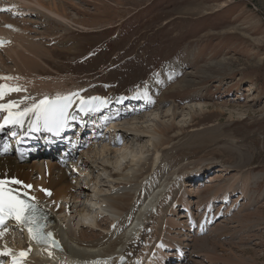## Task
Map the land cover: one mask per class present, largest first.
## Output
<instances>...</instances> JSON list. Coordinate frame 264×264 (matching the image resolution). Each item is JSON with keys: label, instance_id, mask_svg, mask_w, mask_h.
Masks as SVG:
<instances>
[{"label": "rangeland", "instance_id": "374dc122", "mask_svg": "<svg viewBox=\"0 0 264 264\" xmlns=\"http://www.w3.org/2000/svg\"><path fill=\"white\" fill-rule=\"evenodd\" d=\"M52 1L41 0L46 5ZM55 2L60 13H66V25L34 12L24 19L11 16L10 10L0 12V17L10 22L19 24L25 20L32 38H38L36 41L46 50L44 63H40L41 78L81 89L76 91L100 96L110 103L147 89L150 101L161 110L171 103L176 105L174 124L185 129L188 136L218 126V141L187 155L216 160L204 162L213 163V169L204 173L203 180L190 184L194 191L187 188L190 216L197 223L206 214L212 190L224 187L237 175L241 180L247 178L248 186L239 181L228 203H216L210 208L214 218L203 232L193 237L179 235L188 239L182 242L187 245L184 259H170L166 264H208L205 252L216 255L215 264H264V0ZM7 66L11 67V63ZM170 69L173 77L163 82ZM189 74H195L194 80L199 84L175 90L174 84ZM159 81L163 85L157 92L151 85ZM190 101L209 105V113L194 127L182 110ZM214 107L222 108L223 113ZM140 148L137 146L135 151ZM75 156L77 160L80 153ZM169 162L176 161L167 158L163 167ZM220 166L231 172L217 175ZM110 171H99L102 194L111 189ZM201 189L204 193H199ZM101 206L99 201L98 208ZM227 208H231L229 214ZM183 215L187 216L184 212ZM97 217V226H93L88 237L112 230L110 217ZM166 229L164 223L163 234ZM175 236L178 235H171L172 239ZM23 237L16 228L0 238V248L24 244ZM199 241L206 249L203 252L197 249Z\"/></svg>", "mask_w": 264, "mask_h": 264}, {"label": "bare ground", "instance_id": "6f19581e", "mask_svg": "<svg viewBox=\"0 0 264 264\" xmlns=\"http://www.w3.org/2000/svg\"><path fill=\"white\" fill-rule=\"evenodd\" d=\"M58 8L55 0L48 5L41 0H1L0 12L10 10L11 16L23 19L34 12L55 23L66 25V13L63 10L60 13ZM23 19L17 24L0 17V89L4 92L0 97V105H13L11 112L14 117L19 118L18 126L22 124L23 130L28 131L39 124H53V119H59L58 113L50 112L45 116L34 109L35 105L45 99L53 104H63L66 102L65 97L71 98L63 116L64 123H69V116L76 110L108 108L110 102L100 96H87L84 92L78 93L81 89L67 88L61 82L39 76L40 63H44L46 50L36 41L38 38H32V33L26 26L27 22ZM7 63H11V67H8ZM173 72L170 69L163 82L169 81L168 78L173 77ZM194 75L189 74L179 79L174 84V89L195 88L199 83L195 82ZM162 85L159 81L151 87L158 92ZM72 89L75 93H71ZM148 91L143 89L139 92L141 101L151 99ZM121 99L123 98L120 97L116 101ZM161 100L163 103V98ZM158 106L150 101L148 106L139 107L135 112L131 109L129 113L107 126L103 139L90 141V138L75 137L67 140L71 133L68 131L59 139L60 145L50 154L41 152L42 157L38 161L20 163L12 153L3 155L0 150V180L9 181L5 185L6 188L13 190L20 198L30 200L44 212L51 223L52 237L61 247V250L52 246L46 249L38 247L24 236V244L9 246L12 254L11 258L5 259L7 263L14 264L13 255L21 260V264H85L82 262L84 260H90L87 264H166L170 259H184L183 249L187 245L182 242L188 239H181L179 235L193 237L203 232L214 218L211 216L213 209L210 208L216 203H228L235 194L234 186L239 181L245 186L247 178L241 180L237 175L224 187L212 190L206 214L197 223L190 216L191 203L187 188L191 187L190 184L195 180H203L204 173L213 169V163H204L205 161L216 160H213L215 155L209 160L206 156L189 158L187 155L193 149L218 141L216 132L219 129L218 126L211 128L212 130L206 128L202 129L201 133L188 136L185 129H180L174 124V118L178 114L176 105L171 103L165 110L162 109L163 111ZM208 106L200 101H190L184 106L182 110H185L190 119L189 125H198L199 120L209 113ZM28 109L33 110L26 111ZM213 109L216 112L222 110L215 107ZM20 113L25 114L19 116ZM0 114L8 118L9 111L0 110ZM137 146L141 148L135 151ZM144 151L148 154V159L144 158ZM77 153H80V156L76 160ZM167 158L176 162L166 163L165 168L163 164ZM112 168L116 171L111 172ZM217 169V175L231 172L227 171L225 166ZM108 170L111 173L107 176L111 189L102 194L100 183L103 178L101 175L99 177V171ZM80 178L87 182L94 180L99 189L85 195L87 188L85 183L80 185ZM13 179L22 183H10ZM25 185L32 187L29 189ZM41 189L51 192V195ZM203 191L201 189L199 193H204ZM76 193L80 202H77L78 207H73V230L67 226L68 221L64 215L69 210L71 197ZM229 193L232 195L229 196ZM84 195L86 200H83ZM91 195L94 196L92 202L87 197ZM99 201L105 208H98ZM177 208L181 214H177ZM231 208L226 209V214L231 212ZM183 212L187 216H184ZM98 214L110 217L109 225L112 230L104 235L88 237L93 226H97ZM89 216L88 221L86 219ZM80 218L84 219L82 222L86 224L77 229ZM164 223L167 225L166 234L162 233ZM15 227L21 228L17 223L7 225V232L3 237L15 230ZM173 234L178 236L172 239ZM198 243L200 244V241ZM200 245L197 244L196 247L203 252L205 248ZM213 245L216 246L215 242ZM21 251L27 252L23 258L19 257ZM204 257L208 264H215L218 260L216 255L212 256L207 252Z\"/></svg>", "mask_w": 264, "mask_h": 264}, {"label": "snow or ice", "instance_id": "6c2138e0", "mask_svg": "<svg viewBox=\"0 0 264 264\" xmlns=\"http://www.w3.org/2000/svg\"><path fill=\"white\" fill-rule=\"evenodd\" d=\"M6 79V78H5ZM18 90V89H16ZM4 95L2 89H0V97ZM99 99V98H93ZM66 101L63 104H53L50 103L47 99L40 101V104L35 105L34 109L42 112L47 116L50 112L58 113L59 119L56 120L57 128H62L64 126L63 116L65 110L67 109L68 104L71 102L70 97H65ZM13 105L3 106L0 105V110H8L9 116L6 118L5 123H20L18 117H14L11 108ZM33 109H28L26 111H31ZM25 113L18 114L19 116H23ZM9 181L0 180V238H2L7 232V228L5 227V223L7 219H13L19 224L23 225L27 228L29 232V236L32 239L37 240V242H41L43 240V236L41 234L40 228L41 225L38 223L39 217L37 215V209L34 204H29L25 200L19 198L18 195L13 193V190L10 188H6L5 185L8 184ZM12 184H21L22 182L16 179L10 181ZM26 188H31L32 185H25ZM45 191L47 195H51V192L41 189ZM51 236V233L47 234ZM46 242V241H44ZM9 250L5 249L3 252H0V255H10ZM27 255V252L21 251L19 253V257L23 258ZM14 264H21L20 259H16L14 256Z\"/></svg>", "mask_w": 264, "mask_h": 264}]
</instances>
